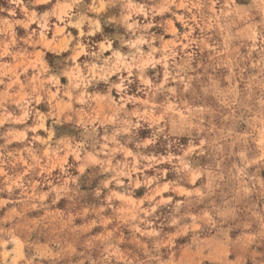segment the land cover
<instances>
[{
  "label": "clouds",
  "instance_id": "clouds-1",
  "mask_svg": "<svg viewBox=\"0 0 264 264\" xmlns=\"http://www.w3.org/2000/svg\"><path fill=\"white\" fill-rule=\"evenodd\" d=\"M9 3L0 67L31 71L0 78V264H264V0ZM257 89L245 131L212 127Z\"/></svg>",
  "mask_w": 264,
  "mask_h": 264
},
{
  "label": "rangeland",
  "instance_id": "rangeland-1",
  "mask_svg": "<svg viewBox=\"0 0 264 264\" xmlns=\"http://www.w3.org/2000/svg\"><path fill=\"white\" fill-rule=\"evenodd\" d=\"M31 7V5H29ZM43 6L38 7V11L42 10ZM119 11V5L116 6V8L109 9L108 15L112 14H118ZM24 15L21 11V9L16 8L14 5L9 3V0H0V28H8L9 32L12 33H17L18 36L24 34V30L19 27L15 23L16 20L24 19ZM34 28L35 25H32ZM122 31V30H121ZM73 35L76 34L75 30L72 29ZM51 38V37H49ZM170 39V37L168 38ZM167 39L165 41V44H167ZM9 59L10 58H6ZM5 64H9L10 67L7 69L0 67V78L5 79L12 87H15L16 84L20 85V88L24 87V72H30L31 69L29 68H22L21 66L23 65V60L19 61L18 63L13 64L11 61L6 60L4 62ZM217 80L214 81V85L216 83L220 84V87L215 88V92L218 97H226L229 92H234V88H225V83L223 80H220V78L224 77L225 80L228 79V72L227 69L225 68H218L217 69ZM12 77L11 80H8V77ZM237 85L239 84V81L236 82ZM259 97V90L257 89L253 93H248L247 91L242 90L240 97L237 101V104L234 105L235 108V115L234 118L228 119L229 116V109L226 107V101L225 100H219L217 98H209L208 102L213 104L214 107L217 108V115L215 116V119L213 121L212 127L223 133L225 128H232L235 132H243L247 128V120L248 116L250 115V109L254 108L257 106V101ZM221 105H224V107H221ZM37 111L39 112L40 109L37 108ZM162 148V145L160 146ZM196 163H200L202 165H210L214 166L215 165V158L212 153H209L208 155L204 157H198L195 160ZM231 160L228 161L230 163ZM26 163V161H25ZM44 169L41 168V172H43ZM174 175V174H173ZM102 177H98L96 175L95 170L90 169L88 173L85 174L81 178V191L85 193V195L82 197L83 201L85 203H92L93 202V197H92V190L96 186V184L99 182V179ZM38 181L33 182V192L32 195L38 196L40 199H45L46 198V191L36 193L35 188L36 184ZM51 183V181H49ZM57 199H63V197H57ZM85 211L87 209L85 208ZM170 210L169 209H161V219H164V217L168 214ZM45 216L48 215H53L57 217H63L65 215L64 210L61 208H53V209H48L45 213ZM35 219V218H33ZM105 218L101 217V220L103 221ZM74 222L73 218V213L68 212L67 214V219L63 221L64 224H72ZM92 224H95L96 221L93 219L91 221ZM75 229H73L74 231Z\"/></svg>",
  "mask_w": 264,
  "mask_h": 264
}]
</instances>
